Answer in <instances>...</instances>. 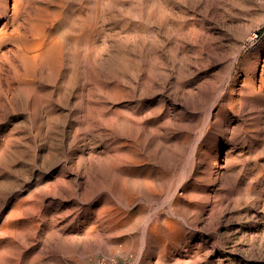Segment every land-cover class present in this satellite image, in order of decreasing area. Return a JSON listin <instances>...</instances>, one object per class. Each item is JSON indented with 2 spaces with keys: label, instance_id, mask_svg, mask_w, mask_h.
I'll list each match as a JSON object with an SVG mask.
<instances>
[{
  "label": "rangeland",
  "instance_id": "rangeland-1",
  "mask_svg": "<svg viewBox=\"0 0 264 264\" xmlns=\"http://www.w3.org/2000/svg\"><path fill=\"white\" fill-rule=\"evenodd\" d=\"M42 21L59 56L27 68ZM263 25L264 0H0V264H264Z\"/></svg>",
  "mask_w": 264,
  "mask_h": 264
},
{
  "label": "bare ground",
  "instance_id": "bare-ground-1",
  "mask_svg": "<svg viewBox=\"0 0 264 264\" xmlns=\"http://www.w3.org/2000/svg\"><path fill=\"white\" fill-rule=\"evenodd\" d=\"M50 30H52L50 28ZM31 31L37 38H34L29 44L21 45L16 52L19 54L21 64L27 68H33L38 63L53 64L59 56V45L55 39L54 33L49 31L46 21L42 24L32 26Z\"/></svg>",
  "mask_w": 264,
  "mask_h": 264
},
{
  "label": "built area",
  "instance_id": "built-area-1",
  "mask_svg": "<svg viewBox=\"0 0 264 264\" xmlns=\"http://www.w3.org/2000/svg\"><path fill=\"white\" fill-rule=\"evenodd\" d=\"M260 38H264V25L262 28L258 29V31L256 33H254L251 40L247 42V45L251 46L252 44H254V42H256V40H258Z\"/></svg>",
  "mask_w": 264,
  "mask_h": 264
}]
</instances>
